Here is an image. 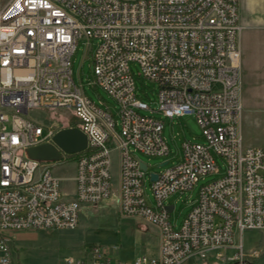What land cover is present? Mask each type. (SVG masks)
Wrapping results in <instances>:
<instances>
[{
    "label": "built area",
    "instance_id": "obj_1",
    "mask_svg": "<svg viewBox=\"0 0 264 264\" xmlns=\"http://www.w3.org/2000/svg\"><path fill=\"white\" fill-rule=\"evenodd\" d=\"M240 0H0V264L14 257L13 233L74 229L84 206L115 197L121 217L153 224L157 255L131 264H232L243 255L244 233L264 228V146L241 133ZM81 40L92 65L90 84L118 106H98L73 76ZM159 86V111L194 114L205 142L186 140L180 161L148 172L139 153H170L164 121L136 94L130 63ZM215 86H219L215 88ZM68 109L77 123L43 124L30 113ZM78 127L86 149L41 161L28 149L53 142L62 128ZM118 156L117 183L113 155ZM76 155L74 197L57 163ZM141 160L147 169L141 166ZM165 166V165H164ZM157 173V179H152ZM154 197L146 192L147 176ZM201 186L177 227L167 200ZM173 205L170 212L168 206ZM119 245L93 244L61 264H129Z\"/></svg>",
    "mask_w": 264,
    "mask_h": 264
},
{
    "label": "rangeland",
    "instance_id": "obj_2",
    "mask_svg": "<svg viewBox=\"0 0 264 264\" xmlns=\"http://www.w3.org/2000/svg\"><path fill=\"white\" fill-rule=\"evenodd\" d=\"M8 0H2V6ZM253 32L258 37V46L254 55L245 56L241 62V99L243 113L241 117V133L244 143L248 146H264V25H253ZM85 40H81L72 57L74 78H79L86 95L98 106L110 105L114 110L117 102L100 87L90 84L92 79V65L86 56ZM249 56V57H248ZM243 61V58L241 59ZM135 78L136 94L148 103L151 110L143 111L164 121V136L169 144L170 153L164 156H148L139 153L140 159L149 164L148 172H161L168 165L180 161L183 154V143L186 140L205 142L203 130L194 114L170 118L159 111L157 83L140 74L141 67L137 62L130 63ZM219 86H215L218 88ZM31 117L39 119L43 124L57 122L61 127L64 120L77 123L79 120L68 109H40L30 113ZM76 155L57 163L53 172L63 177L62 185L69 197H74L75 182L71 179L76 173ZM114 173L117 183L118 156L113 155ZM166 160L170 163L160 164ZM216 175L200 179L197 185L184 193H175L168 203L175 205L171 212V221L178 226L197 202L201 186L216 178ZM150 177L147 176L146 192L151 202H154L150 188ZM16 243V248H15ZM93 244L119 245L115 256L129 264L143 254L157 255L159 235L156 227L138 218L121 217L115 197L98 206H84L80 212V223L74 229L59 230H26L19 237L13 238L14 256L22 264H61L65 256L80 255L86 247ZM238 264H264V228L247 230L244 233L243 255Z\"/></svg>",
    "mask_w": 264,
    "mask_h": 264
},
{
    "label": "water",
    "instance_id": "obj_3",
    "mask_svg": "<svg viewBox=\"0 0 264 264\" xmlns=\"http://www.w3.org/2000/svg\"><path fill=\"white\" fill-rule=\"evenodd\" d=\"M88 144L87 135L78 127H67L60 129L53 137V142H46L28 149V155L34 159L41 161H57L62 159L59 148L67 153L75 154L86 149ZM59 147V148H58ZM168 160L162 162L160 166H164ZM143 169H147V164L141 160ZM158 174L152 173V179H157ZM173 205L168 206L171 212Z\"/></svg>",
    "mask_w": 264,
    "mask_h": 264
},
{
    "label": "crops",
    "instance_id": "obj_4",
    "mask_svg": "<svg viewBox=\"0 0 264 264\" xmlns=\"http://www.w3.org/2000/svg\"><path fill=\"white\" fill-rule=\"evenodd\" d=\"M239 10L240 21L242 24V30L239 36V44L243 58V61L241 60V62L243 63L247 54L252 58L256 57L253 54V51L255 47L258 46V37L256 33L250 29H252L253 25H264V0H240ZM22 232L24 231L22 230L13 233L14 238H18Z\"/></svg>",
    "mask_w": 264,
    "mask_h": 264
},
{
    "label": "trees",
    "instance_id": "obj_5",
    "mask_svg": "<svg viewBox=\"0 0 264 264\" xmlns=\"http://www.w3.org/2000/svg\"><path fill=\"white\" fill-rule=\"evenodd\" d=\"M232 264H237V262H235V263H232Z\"/></svg>",
    "mask_w": 264,
    "mask_h": 264
}]
</instances>
